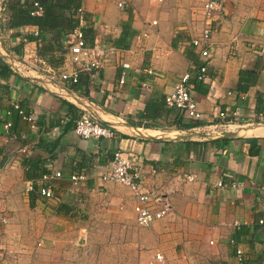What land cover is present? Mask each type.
<instances>
[{
    "label": "crops",
    "instance_id": "0c3cea01",
    "mask_svg": "<svg viewBox=\"0 0 264 264\" xmlns=\"http://www.w3.org/2000/svg\"><path fill=\"white\" fill-rule=\"evenodd\" d=\"M26 2L0 0V68L7 70L0 124L9 111L17 134L0 147V190L11 213L0 226V264H264V0H226L213 16L203 80L204 61L189 44L204 25L198 0ZM49 4L59 7L47 12ZM80 7L86 45L124 49L129 67L112 57L65 87L44 78L39 59L56 71L71 67L67 48L78 20L70 12ZM185 72L201 119L165 105ZM12 102L35 115V135ZM83 109L115 135H77ZM22 133L36 143L12 163ZM115 150L133 154L139 183L171 204L149 226L135 221L132 189L100 176ZM72 173L86 175L78 190ZM46 186L50 197L39 192Z\"/></svg>",
    "mask_w": 264,
    "mask_h": 264
},
{
    "label": "built area",
    "instance_id": "2783aa9c",
    "mask_svg": "<svg viewBox=\"0 0 264 264\" xmlns=\"http://www.w3.org/2000/svg\"><path fill=\"white\" fill-rule=\"evenodd\" d=\"M225 2L226 0H198L204 25L200 34L192 38L189 42L204 61V64L199 67V72L197 74L198 80H203L205 78L206 64L211 57V22L213 16L223 9V4ZM34 5L37 7L35 13H39L41 6L37 2H34ZM118 5L122 6L123 3H118ZM70 14L78 20V24L72 32L73 39L71 42L69 41L67 48L71 67L68 70L56 71L49 65L47 66L44 64L42 59H39L42 67L45 66V68H41V71L47 81L52 83L57 82L65 87L68 83L75 84L78 82L82 72L90 76L94 71L101 68L104 63L111 60L112 57L118 60L121 67H129L128 62L122 57L124 49L111 44H101L100 42H95L90 47L86 45L83 36L84 20L83 9L81 7L71 11ZM149 23L152 27L156 26L157 21L154 19ZM261 32L264 37V22L261 26ZM146 35L145 32L142 33V37H146ZM188 79L189 73L185 72L180 75L173 90L165 95V105L185 113L191 119H201L202 114L198 111L196 103L191 96ZM123 81L124 75L122 72L119 83ZM11 105L14 109L18 110L19 114H21L22 118L26 121L29 131L35 135L39 131L35 115L32 113L24 114L19 108V104L16 102H12ZM9 115L10 112L7 111V114L2 118L0 124V147L8 140L17 139V134L12 130V120ZM219 116L224 117L225 115L224 113H220ZM73 130L77 135L82 137H113L115 135L111 127L102 124L97 118L84 109L75 120ZM34 138L35 137L27 133L20 134V145L17 149L18 153H16V155H14L15 152L12 154L11 157H14L12 163L16 162L18 154L29 155L31 153L36 143ZM52 176L59 177L61 176V172L56 171ZM52 176L44 175L43 179H49ZM100 176L103 180L120 182L128 185L132 189L136 198L133 204V211L135 214V221L138 225L149 226L153 221L164 217L171 211V204L163 194H156L154 190H148L139 183L140 169L137 164H135L134 155L131 153H123L121 150H115L111 161ZM85 178L86 175L82 173L69 174V180L77 190L80 187V183ZM181 179L192 181L194 176L192 174H183ZM216 185L221 187L222 182H217ZM31 188L32 185L29 183L26 189ZM40 194L50 197L52 195V190L49 186L42 187L40 189ZM5 195V192L0 190V226L6 224L11 216L10 210L6 205ZM38 244L40 245L41 242ZM236 255L239 260L243 257L241 248H237ZM155 257L157 259H162V256L159 254H156Z\"/></svg>",
    "mask_w": 264,
    "mask_h": 264
},
{
    "label": "bare ground",
    "instance_id": "6f19581e",
    "mask_svg": "<svg viewBox=\"0 0 264 264\" xmlns=\"http://www.w3.org/2000/svg\"><path fill=\"white\" fill-rule=\"evenodd\" d=\"M32 72V71H31ZM34 73V72H33ZM40 80V79H39ZM54 86V85H53ZM55 87V86H54ZM56 90H58L60 93H62V94H65V95H67V96H69V97H71L72 96V93H70V92H67L64 88H61V87H57L56 86ZM79 98V97H78ZM81 99V98H80ZM85 100V99H84ZM81 101V100H80ZM79 101V102H80ZM94 106V105H93ZM109 117H111L110 115H109ZM114 117V116H113ZM120 119V118H119ZM113 120V119H112ZM122 121V120H121ZM121 121H119V122H121ZM117 122V121H116ZM118 122V123H119ZM124 122V121H123ZM111 123H113V122H111ZM122 123V122H121ZM124 123H126V122H124ZM114 124H115V122H114ZM118 125V124H117ZM122 125V124H121ZM115 126V125H114ZM136 129V128H135ZM262 129L258 126V127H254V128H252V129H247L246 127H241L240 128V132L241 133H250V132H259V131H261ZM144 131V130H143ZM142 131V132H143ZM150 131V130H149ZM141 132V131H140ZM144 133H146V132H144ZM150 133H152V132H150ZM138 134V133H137ZM140 134V133H139ZM142 134V133H141ZM158 134V133H157ZM175 133H173V134H171V133H159V136H161V135H163V136H175L174 135Z\"/></svg>",
    "mask_w": 264,
    "mask_h": 264
},
{
    "label": "trees",
    "instance_id": "16d2710c",
    "mask_svg": "<svg viewBox=\"0 0 264 264\" xmlns=\"http://www.w3.org/2000/svg\"><path fill=\"white\" fill-rule=\"evenodd\" d=\"M27 0H25V3H27L26 2ZM59 6L58 5H56V6H53V5H51V4H49V5H46L45 6V10L47 11V12H52V11H54V8H58ZM37 18H35L36 19V21L38 22V23H41V21H39L38 19H40L39 17L40 16H36ZM43 24H48V22L46 21V17L44 16V18H43ZM68 24L69 25H71V20L70 19H68ZM6 65L5 64H3L2 65V67L0 68V76H5V74H6ZM20 116H21V118H22V115L20 114ZM42 188V187H41ZM40 188V189H41ZM40 189H39V192H40Z\"/></svg>",
    "mask_w": 264,
    "mask_h": 264
}]
</instances>
